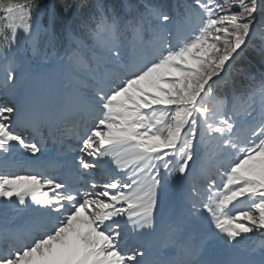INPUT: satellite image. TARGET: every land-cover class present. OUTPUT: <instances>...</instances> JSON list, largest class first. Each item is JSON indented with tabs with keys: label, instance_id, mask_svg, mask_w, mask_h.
<instances>
[{
	"label": "snow or ice",
	"instance_id": "1",
	"mask_svg": "<svg viewBox=\"0 0 264 264\" xmlns=\"http://www.w3.org/2000/svg\"><path fill=\"white\" fill-rule=\"evenodd\" d=\"M120 7L66 0L78 23L58 50L38 0H0V264H256L205 245L264 235V0ZM250 50L259 71L241 65ZM41 56L55 78L27 74ZM69 139L78 174H111L48 172L37 154ZM184 184L183 211L158 224Z\"/></svg>",
	"mask_w": 264,
	"mask_h": 264
},
{
	"label": "bare ground",
	"instance_id": "2",
	"mask_svg": "<svg viewBox=\"0 0 264 264\" xmlns=\"http://www.w3.org/2000/svg\"><path fill=\"white\" fill-rule=\"evenodd\" d=\"M25 135L27 138H30L27 133ZM47 146L48 145L45 144L43 147L46 148ZM45 153H49L48 156H50L52 154V152L50 150H47L42 154V156ZM17 155L23 156L24 154L21 153L20 150L18 149ZM43 162H44V165H49V167H46L48 172H49V168L51 165L50 160L45 158L43 160ZM15 171L18 172V170H15ZM104 171L109 172L110 169H108L106 167ZM20 173L25 174L22 171ZM195 183H196L197 187L200 186L198 180L195 181ZM176 186L178 189H177V191L174 192V195L172 196V198L162 202L161 205L157 209V212H156L157 222L160 225H166L171 220L176 219L185 207L184 195H185V192L187 191L188 185L184 184V185H176ZM5 203L6 202L2 198H0V213H2L4 211V204ZM247 235H248V238L242 240L235 248H233L231 245H229L228 247H225V249H221V251H215L216 249L212 248V246L210 245L211 242H206L205 247H206V251H207L208 256L210 258H213V259L224 260V261L254 260V261H256V264H259V261L262 258L261 252L260 253L253 252V250L250 247H248L247 245L252 244L254 240H257L258 242H261V241L264 242V235H262L259 232L250 233Z\"/></svg>",
	"mask_w": 264,
	"mask_h": 264
},
{
	"label": "trees",
	"instance_id": "3",
	"mask_svg": "<svg viewBox=\"0 0 264 264\" xmlns=\"http://www.w3.org/2000/svg\"><path fill=\"white\" fill-rule=\"evenodd\" d=\"M131 2L138 3L140 0H129ZM67 2H71V0H67ZM98 0H87V5H95ZM103 3L110 7H115L117 11H121L122 0H102ZM159 2L163 3L169 9H172L173 3L177 5V7L183 2V0H159ZM38 3L41 5L40 15L42 17V24L45 27L50 26L52 31L56 35V47L57 49H61V46L66 44V29L67 23L70 21L68 29L74 28L78 23V17L69 16L64 13V4L66 0H38ZM79 14L87 15L89 12V8L86 6L78 10ZM258 42V41H257ZM51 51V49H48ZM246 59L241 62V65L248 68L250 66L251 70H256V68H260L261 63L260 57L256 54L255 51L250 50L245 54ZM257 71V70H256ZM237 82L240 83V77H236Z\"/></svg>",
	"mask_w": 264,
	"mask_h": 264
},
{
	"label": "rangeland",
	"instance_id": "4",
	"mask_svg": "<svg viewBox=\"0 0 264 264\" xmlns=\"http://www.w3.org/2000/svg\"><path fill=\"white\" fill-rule=\"evenodd\" d=\"M51 53V52H50ZM257 71L260 70V68H256ZM27 74L29 77L31 76H38V77H50V78H55L58 75L59 70L54 67V61L49 57L48 60H45L43 56L39 57L37 60L33 61L31 65L26 69ZM177 186L172 185L170 186L169 189V199L172 198L174 195V192L177 191ZM210 245L212 248H215V251H221V249H225L223 242H211ZM251 244H248L247 246L250 247ZM253 252H261V246L258 245L257 248L253 249L250 247Z\"/></svg>",
	"mask_w": 264,
	"mask_h": 264
}]
</instances>
